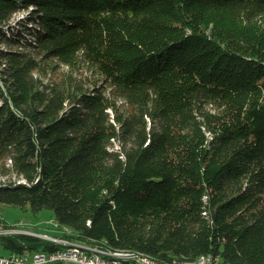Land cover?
Wrapping results in <instances>:
<instances>
[{
  "label": "trees",
  "instance_id": "trees-1",
  "mask_svg": "<svg viewBox=\"0 0 264 264\" xmlns=\"http://www.w3.org/2000/svg\"><path fill=\"white\" fill-rule=\"evenodd\" d=\"M0 40L2 207L161 264H264V0H0ZM36 51L110 89H41Z\"/></svg>",
  "mask_w": 264,
  "mask_h": 264
},
{
  "label": "rangeland",
  "instance_id": "rangeland-1",
  "mask_svg": "<svg viewBox=\"0 0 264 264\" xmlns=\"http://www.w3.org/2000/svg\"><path fill=\"white\" fill-rule=\"evenodd\" d=\"M27 11H20L15 13L9 21V26L16 32L20 31L18 22L22 20ZM8 28H6L7 30ZM10 34V32H7ZM8 34V35H9ZM2 39V38H1ZM0 49H10L6 44H2L0 40ZM13 50L21 49L19 47H11ZM31 56L38 63V68L34 72V79L40 85L41 89L46 87H60L69 91V93L77 92L78 90L86 91L91 90L94 87H105L107 84L104 81V77L98 72V70L88 63L85 59L79 56L78 60L72 65L63 63L57 57H45L41 52H31ZM110 89V88H107ZM109 92V90H107ZM78 94V93H76ZM121 100H118L117 105H122ZM208 109L214 112V107L210 106ZM110 117L113 112L109 110ZM11 178L16 180L14 176H0V181ZM2 215L5 222L9 225H15L17 223L26 224L27 228L40 234H48L56 238L64 237L66 233L62 227H56L54 225L55 215L51 210H43L39 213H32L30 209H21L15 206H4L2 209ZM71 233V232H70ZM42 239V238H41ZM45 240V239H43ZM47 241V240H45ZM75 241V240H74ZM76 242V241H75ZM59 244V243H58ZM10 252L4 249L2 243H0V257H7Z\"/></svg>",
  "mask_w": 264,
  "mask_h": 264
},
{
  "label": "built area",
  "instance_id": "built-area-1",
  "mask_svg": "<svg viewBox=\"0 0 264 264\" xmlns=\"http://www.w3.org/2000/svg\"><path fill=\"white\" fill-rule=\"evenodd\" d=\"M64 233H66L65 235H71L69 232ZM17 234L33 235L56 244L59 243L64 248L55 252H10L9 256L0 257V264H138V257L115 258L114 254L107 252L106 263H99V256H93V249L99 247L78 241L77 246L66 245L65 235L56 238L48 234H40L28 229L26 224L22 222L9 225L3 218L2 207L0 206V240ZM207 264H212V258L207 257Z\"/></svg>",
  "mask_w": 264,
  "mask_h": 264
},
{
  "label": "bare ground",
  "instance_id": "bare-ground-1",
  "mask_svg": "<svg viewBox=\"0 0 264 264\" xmlns=\"http://www.w3.org/2000/svg\"><path fill=\"white\" fill-rule=\"evenodd\" d=\"M1 206V205H0ZM2 207V206H1ZM3 209V207H2ZM56 227H61L58 223L54 222ZM63 231L69 232L66 228L62 227ZM70 234V232H69ZM65 244L70 246H77V241L75 242L73 239H70L65 236ZM106 252L110 254H114L115 258H127V257H138V264H161L155 259L146 256L144 254L136 253L134 251H119V250H106L103 248H95L93 249V256H99V263H106ZM207 257L212 258V264H221L219 257H214L212 254L202 255L196 260L192 261H174L172 264H207Z\"/></svg>",
  "mask_w": 264,
  "mask_h": 264
}]
</instances>
